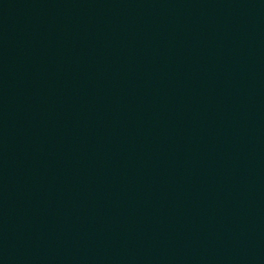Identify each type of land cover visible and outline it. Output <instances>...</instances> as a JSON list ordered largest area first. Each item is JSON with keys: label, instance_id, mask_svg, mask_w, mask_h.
Segmentation results:
<instances>
[{"label": "water", "instance_id": "1", "mask_svg": "<svg viewBox=\"0 0 264 264\" xmlns=\"http://www.w3.org/2000/svg\"><path fill=\"white\" fill-rule=\"evenodd\" d=\"M0 264H264V0H0Z\"/></svg>", "mask_w": 264, "mask_h": 264}]
</instances>
